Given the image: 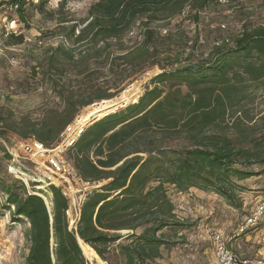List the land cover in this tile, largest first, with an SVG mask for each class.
I'll return each instance as SVG.
<instances>
[{
	"label": "trees",
	"instance_id": "obj_1",
	"mask_svg": "<svg viewBox=\"0 0 264 264\" xmlns=\"http://www.w3.org/2000/svg\"><path fill=\"white\" fill-rule=\"evenodd\" d=\"M32 1L8 5L22 24L26 5L51 20L57 15L51 33L60 41L43 49L31 73H41L61 110L40 128L0 118V138L11 131L49 147L82 109L115 98L136 75L154 67L160 73L137 102L89 123L65 153L83 183L103 182L85 196L75 230L59 189L48 188L47 208L5 171L11 182L0 180L2 207L13 208L12 222L28 224L25 264H86L82 245L104 262L116 245L124 264H147L164 244L157 234L174 225L167 187L212 192L232 203L240 182L264 174V116L254 121L253 106L258 95L264 98V26H243L203 58L195 54L196 40L159 28L187 7L197 20L211 0H96L78 22L63 16V1L55 12L46 11L47 0ZM7 40L20 46L25 39L10 34ZM256 166L261 170L254 173ZM133 238L137 244H120Z\"/></svg>",
	"mask_w": 264,
	"mask_h": 264
},
{
	"label": "rangeland",
	"instance_id": "obj_2",
	"mask_svg": "<svg viewBox=\"0 0 264 264\" xmlns=\"http://www.w3.org/2000/svg\"><path fill=\"white\" fill-rule=\"evenodd\" d=\"M9 1L0 0V118L8 125L26 120L39 124L36 128H40L51 111L61 110L59 98L50 91L47 85L43 84L41 73L38 72L39 74L36 76L31 73L32 67H35V60L40 56L43 49L50 45L55 46L60 41L56 34L51 33L57 27L55 21L57 15L51 20L50 16L40 14L36 9L26 5L27 23L22 24L14 9L9 8ZM37 1L33 0L32 2L35 4ZM61 1L65 3L63 16L78 22L86 17L88 8L96 0H47L46 11L55 12ZM193 14L194 11H190L187 7L181 16L170 22L161 23L159 31L162 35L181 33L190 43L196 40L195 54L206 58L216 43L220 44L222 38L228 40L233 35L238 34L243 26H264V0L231 1L223 6L210 2L199 13L197 20L194 19ZM137 33L136 29L133 30L129 36L130 39L134 40ZM10 34L23 35L25 39L23 44L20 46L10 45L7 40V36ZM37 41H41L42 46L38 47L35 43ZM42 59L40 57L39 60ZM159 73L160 70L154 67L141 75H136L131 84L128 85L127 81L122 84L120 87H123L124 90L111 100H119L121 94L128 89V91L130 90V99L127 105L134 104L144 93L150 80ZM132 98L136 100L134 103ZM253 106L254 113L258 114L254 121H257L259 117L264 116L263 96L258 95ZM119 107L117 110L123 108L122 106ZM83 112L82 109L79 116ZM99 119L101 118H93L89 123ZM18 138L19 136L11 131L0 138V180L11 182L5 176L7 160L3 150L5 147L9 150L14 149L19 141ZM251 170L257 173L261 168L256 166ZM102 185L103 182H100L90 184L87 187L72 182V190L76 192L73 195L76 207L81 204L80 201L83 200L84 196ZM239 185L240 190L237 191V197L232 203H227L219 195L212 192L190 189L187 192L179 193L173 187H167V196L174 207L171 220L174 225H170L157 234L164 243L159 246V258L147 260L146 263L212 264L213 248L209 237L216 231L223 233L228 249L239 260L248 261L264 258V219L261 224L245 236L238 238L232 236L236 225L250 213L262 197L264 174L240 182ZM3 202L4 198L0 197V264H25V258L28 254V244L25 239L28 224L22 219L18 222H12L13 210L12 208L9 212L4 210ZM141 232L142 229L137 230L136 236ZM121 234L124 236L130 232H121ZM130 243L137 244L136 239L120 241L121 245ZM82 251L86 264L104 262L99 257L86 253L83 247ZM117 252L118 247L114 245L106 254V262L104 263L124 264L122 257Z\"/></svg>",
	"mask_w": 264,
	"mask_h": 264
},
{
	"label": "built area",
	"instance_id": "obj_3",
	"mask_svg": "<svg viewBox=\"0 0 264 264\" xmlns=\"http://www.w3.org/2000/svg\"><path fill=\"white\" fill-rule=\"evenodd\" d=\"M218 5H226L231 1L241 2L242 0H211ZM16 8V6H14ZM42 45L41 41L37 42ZM92 104L88 107H92ZM87 107V108H88ZM85 110V109H83ZM88 122H82L77 115L60 133L58 139L51 146H44L34 140H19L14 149L5 150L9 156L6 164V174L20 181L28 194L38 196L47 208L51 205V195L48 188L53 186L60 190L62 196L68 201L66 216L69 229L76 228L79 218L80 207L84 201H80L78 207L73 199L76 193L72 190V182L80 186H90L83 183L76 175L73 166L64 157L65 153L71 149L77 140L82 136ZM22 164L28 166L24 167ZM47 198V201H46ZM13 210V208H12ZM74 217V219H72ZM264 219V193L250 213L239 222L234 231L233 238L245 236L254 230ZM213 248L212 264H264V258L260 260H239L227 247L224 235L221 231H216L209 237Z\"/></svg>",
	"mask_w": 264,
	"mask_h": 264
},
{
	"label": "bare ground",
	"instance_id": "obj_4",
	"mask_svg": "<svg viewBox=\"0 0 264 264\" xmlns=\"http://www.w3.org/2000/svg\"><path fill=\"white\" fill-rule=\"evenodd\" d=\"M129 92L130 90L128 91V89L125 92H123L119 100L114 99V100L102 101L101 103H98L92 107L86 108L84 112L80 115L81 121L88 122L93 118L94 119L102 118L109 115L110 113L112 114V112H114L119 106H126L128 100L130 99ZM131 100L133 103L136 101L135 98H132ZM82 247L86 253L96 256L95 253L87 245H82ZM101 264H105V263L101 262Z\"/></svg>",
	"mask_w": 264,
	"mask_h": 264
},
{
	"label": "water",
	"instance_id": "obj_5",
	"mask_svg": "<svg viewBox=\"0 0 264 264\" xmlns=\"http://www.w3.org/2000/svg\"><path fill=\"white\" fill-rule=\"evenodd\" d=\"M122 107H125V106H122ZM117 110V109H116ZM112 113H114V112H112ZM111 114V113H110ZM77 241H78V244H79V239L77 238ZM79 247H80V245H79ZM80 249H81V247H80Z\"/></svg>",
	"mask_w": 264,
	"mask_h": 264
}]
</instances>
